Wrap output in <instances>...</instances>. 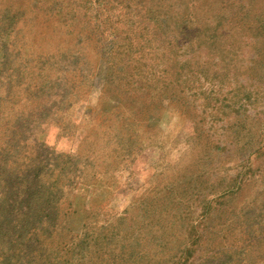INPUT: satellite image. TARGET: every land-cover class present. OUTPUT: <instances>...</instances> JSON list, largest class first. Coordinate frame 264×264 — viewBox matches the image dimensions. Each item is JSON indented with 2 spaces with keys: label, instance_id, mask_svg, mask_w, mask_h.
<instances>
[{
  "label": "rangeland",
  "instance_id": "rangeland-1",
  "mask_svg": "<svg viewBox=\"0 0 264 264\" xmlns=\"http://www.w3.org/2000/svg\"><path fill=\"white\" fill-rule=\"evenodd\" d=\"M0 264H264V0H0Z\"/></svg>",
  "mask_w": 264,
  "mask_h": 264
}]
</instances>
